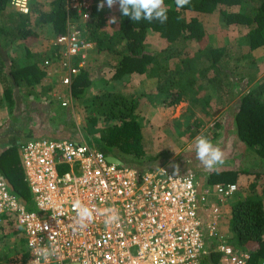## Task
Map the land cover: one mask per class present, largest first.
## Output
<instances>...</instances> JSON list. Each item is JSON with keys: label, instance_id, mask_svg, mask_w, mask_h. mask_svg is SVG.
Wrapping results in <instances>:
<instances>
[{"label": "trees", "instance_id": "trees-1", "mask_svg": "<svg viewBox=\"0 0 264 264\" xmlns=\"http://www.w3.org/2000/svg\"><path fill=\"white\" fill-rule=\"evenodd\" d=\"M10 1L0 0V84H3L4 98L9 102L13 101L18 88L24 89L27 96H35L33 88L41 81L44 73L36 63L22 67L11 64L7 67L3 60L5 50L16 41H24L26 48L29 47L35 43V32L42 26L48 27L55 36L62 35L65 32V22L78 19L74 12L65 10L64 0H53L47 11L36 12L35 8L28 15L12 12ZM253 1L255 5L250 9L245 7L247 0H191V4L184 8H177L175 0H164L168 16L166 23H149L145 20L133 22L120 13L115 23H109L110 30L106 32L102 28L104 11L98 9L102 0H93L88 20L78 24L77 29L83 41L92 43L93 54L111 59L112 65L108 66H111L112 80H119L126 75H139L155 80L154 91L161 97L166 108L190 104L199 100V97L206 103L210 95L207 93L210 91L215 95L217 103H220L215 108L220 110L231 103L230 99L234 96L232 89L239 88L235 111L229 118L237 141L253 156L254 167L242 171L211 169L203 178V184L210 187L215 184L235 185L238 175H249L254 181L260 180L258 193L249 186L246 190H236L226 200L229 206V238L225 242L230 248L248 254L245 264H264V207L261 203L264 198V86L259 84L242 94V87L236 84L239 80L232 82V68L224 50L207 46L185 56L175 48L191 41L200 42L204 36L195 18L185 20L188 13L211 14L218 11L223 26L246 30L249 52L239 60H249L250 52L256 49L264 51V0ZM103 2L106 7V0ZM234 7L242 8V11H228ZM148 31L157 34L169 45L168 48L157 53L146 52L144 40ZM208 71L212 75L207 76ZM250 82L248 78L245 85ZM95 83L81 70L72 82L71 99H82L88 90L95 88ZM87 101L90 104L92 126L97 120L112 123L97 139L90 142L91 147L103 155L115 157L126 167L157 159L147 148L140 124L135 118V111L139 106L138 97L98 91ZM70 138L71 135L68 134L66 138L48 139L71 140ZM19 148L18 144L11 145L0 153V175L10 187V192L30 210L32 207L20 164ZM215 240H205L209 253L203 264H220L221 254L216 251L219 243Z\"/></svg>", "mask_w": 264, "mask_h": 264}, {"label": "built area", "instance_id": "built-area-1", "mask_svg": "<svg viewBox=\"0 0 264 264\" xmlns=\"http://www.w3.org/2000/svg\"><path fill=\"white\" fill-rule=\"evenodd\" d=\"M31 2L11 0L9 6L27 15ZM92 6V0H64L65 10L81 23ZM91 49L70 21L64 34L53 38L41 68H51L61 84L62 93L55 95L59 107L70 105L67 86L85 67ZM19 158L32 209L16 199L0 175V229L12 228L24 237L27 253L21 264H203L209 253L205 240L216 238L221 208L236 191L234 184H215L200 193L192 172L114 165L74 140H28ZM77 201L93 212L84 228L76 223ZM107 210L120 218L112 226L105 224ZM41 249L50 253L47 259ZM216 251L220 264L248 260L247 253L225 241Z\"/></svg>", "mask_w": 264, "mask_h": 264}, {"label": "rangeland", "instance_id": "rangeland-1", "mask_svg": "<svg viewBox=\"0 0 264 264\" xmlns=\"http://www.w3.org/2000/svg\"><path fill=\"white\" fill-rule=\"evenodd\" d=\"M247 1L245 7L252 9V5H255V2L253 0ZM32 5L34 6V0L31 2V7ZM42 5L36 10L39 12L47 11L48 6L44 7L46 6V0H43ZM102 11H104L102 28L108 32L110 30V20L113 17L118 20L120 13L116 8L110 10L104 7ZM228 11L240 12L242 8L234 7L228 9ZM189 18H195L199 22L204 36L200 42L191 41L187 45L182 44L175 47L180 53L189 56L196 50L207 46L220 51L224 50L225 57L229 58V65L232 68V82L239 80L236 84L238 87H242V94L256 88L259 84L264 86V51L256 49L250 52L251 58L249 60H239L242 55L249 52L245 36L246 30L223 26L222 18L218 11L211 14L188 13L185 20L188 21ZM73 23L77 28L78 24H82L77 19ZM35 33L37 38H39L38 40L36 39L38 42L36 46L31 45L26 48L22 41H16L6 50V57H9L7 60L9 63H6V66L9 67L10 64L14 67L24 65V57L28 58L27 54L29 55L30 53L33 56L31 58L33 60L32 62L28 61V59L25 60L27 64L36 63L37 67L44 73L41 81L33 88V90L36 89L35 96L38 95L40 99L32 103L30 96L25 95V90L18 88L13 101H6L3 94L4 86L0 84V135L7 136L4 143L0 142V148L8 145L6 143L10 140L8 135H11V142L17 135H33L36 134V131L41 130L50 134L51 137L66 138L70 134L71 140L84 142L91 147L90 142L97 139L105 128L112 125V123L97 120L95 125L92 126L90 123V104L87 99L96 95L98 91H108L112 94L123 96L131 94V96L138 97L139 106L135 111V118L140 124L143 140L151 155L157 156V159L152 161L153 164H158L160 161V165H164L176 173L177 166L178 173H194L200 193L202 191L207 193L203 178L206 177V174L211 169L206 168L196 157V138L198 136L208 138L214 146L219 147L224 153L225 164L222 166L218 165L216 168L234 169L237 171L253 169L254 158L237 141L229 118V115L235 111L239 88L234 87L232 89L234 96L230 99L231 103L220 110L215 108L219 107L220 103H217L215 95L210 91L207 93L210 95L206 103L199 97L200 101L197 100L190 104L185 103L176 107L166 108L161 101V97L159 98L154 91L155 80L145 79L139 75H126L119 80H112L109 68L111 66H108L112 65L111 59L104 56H96L90 51L83 70L87 73L91 82H96L94 84L95 88L88 90L80 100L71 99L67 108H61L55 98L57 92L62 93L57 88L55 73L51 72V68H41V63L47 58L55 35L46 26L40 27ZM144 44L145 51L151 53L165 50L169 46L157 34L149 31L145 37ZM169 67H171L170 64ZM210 75H212V72L208 71L207 76ZM247 77L251 82L245 85ZM2 104L3 108L1 107ZM32 107L33 113H31L30 118L26 117V114L22 115L26 112L29 113ZM9 110L12 121L5 120L6 112H9ZM16 113L17 115L21 114L20 120L14 118ZM10 125H12L11 128L9 127ZM152 162H143V164L147 165ZM259 181H254L253 177L249 175H238L235 185L237 190H246L250 186L254 192L258 193ZM205 195L207 197V194ZM261 203L264 207V198L261 199ZM226 207L229 209L227 204ZM224 215L228 216V214ZM227 220L228 218L226 217L220 223L219 234L215 238L218 243L229 238L226 227ZM26 253L25 239L21 234L12 228L0 229V264H21Z\"/></svg>", "mask_w": 264, "mask_h": 264}, {"label": "clouds", "instance_id": "clouds-1", "mask_svg": "<svg viewBox=\"0 0 264 264\" xmlns=\"http://www.w3.org/2000/svg\"><path fill=\"white\" fill-rule=\"evenodd\" d=\"M116 4L119 5V10L121 14L125 17H129L133 22H139L141 20H145L148 21L149 23L158 21L159 23L164 24L168 20L167 9L164 5V0H106V7H108L109 9H111ZM175 4L177 8H184L191 4V0H175ZM104 7H105V3L102 0V2L98 5V9L102 10ZM115 22H116V18L113 17L110 20V23H115ZM92 50H93V45L91 52ZM196 157L208 169L214 170L218 165L222 166L225 164L224 153L222 152V150L219 147L214 146L213 143L208 138L203 136H198L196 138ZM121 166H125V165L122 164ZM177 173H178V166H177ZM74 207L78 210L77 211L78 219L76 223L80 228L86 227L87 222L93 220L92 210L82 205L79 201L75 202ZM119 219H120L119 216L115 212L111 210L106 211L105 213L106 226H112L113 224L117 223ZM39 251L40 254L44 256L45 259H47L48 255L50 254L47 249H41Z\"/></svg>", "mask_w": 264, "mask_h": 264}, {"label": "crops", "instance_id": "crops-1", "mask_svg": "<svg viewBox=\"0 0 264 264\" xmlns=\"http://www.w3.org/2000/svg\"><path fill=\"white\" fill-rule=\"evenodd\" d=\"M53 0H46V6H44V7H47L48 6V8H49V4L52 2ZM41 2H42V4H43V0H41ZM41 2H40V0H34V6L32 5V7H31V10L32 9H37L38 8V6L39 5H41V6H43L42 4H41ZM39 3V4H38ZM107 9H109L108 7H106ZM113 8H116L117 10H118V12L119 13H121L120 12V10H119V5L117 4L116 6H113L111 9H113ZM110 9V10H111ZM38 10H36V12H37ZM48 28V27H47ZM37 40L39 39V38H36ZM36 41V40H35ZM23 43H24V41H22ZM25 44V43H24ZM38 44V42L36 41L35 42V44L34 43H32L31 45H34V46H36ZM30 45V46H31ZM9 49V48H8ZM6 54H7V52H6V50H5V56L3 57V60H4V63H5V65H6V63L8 64L9 62L7 61L8 59H9V57H6ZM27 57L28 58H26V57H24V65H21L20 67H22V66H27V61H25V60H27L28 59V61L30 60L31 62H32V60L33 59H31L33 56L32 55H30V53H29V55L27 54ZM11 65V64H10ZM3 67H5V66H3ZM132 76H137V75H132ZM56 77V76H55ZM57 78V77H56ZM155 83V82H154ZM60 83H59V80H58V78H57V83H56V85H59ZM35 91H36V89H35ZM38 99H40V97L38 96V95H36V96H30V100L32 101V103L33 102H37V100ZM1 107L3 108V104L1 105ZM5 109L8 111V109L5 107ZM22 112V111H21ZM9 113H10V110H9V112H6V115H5V120H10V121H12L11 119L12 118H10L11 117V114L9 115ZM12 113V112H11ZM31 113H33V107H32V109L30 110V112L29 113H23L22 115L24 116V114H26L25 116L26 117H29L30 118V115H31ZM34 113H35V108H34ZM29 115V116H28ZM20 117H21V114L20 115H17V113H16V116H14V118H16V119H19L20 120ZM10 128L12 127V125H10L9 126ZM9 128V129H10ZM8 131V130H7ZM25 131V130H24ZM34 133V132H33ZM32 134V133H31ZM24 135V134H23ZM5 137H7L6 135L5 136H3V135H0V142H2V143H4L5 142ZM51 137V135L50 134H47L44 130H41V131H36V134H33V135H25V136H19V135H17V137H15L14 138V140H12L11 142H10V140H11V135H8V138H10V140L9 141H7L6 143L8 144L6 147H4V148H0V153L1 152H3L4 150H6L7 149V147L9 148V146H11V145H17V144H19L20 146L22 145V144H24L26 141H28V140H31V139H38V138H50ZM157 162V161H156ZM153 164V162L152 163H149V164H147V165H144L143 164V162H141V163H138V164H135L134 166H131V167H129V168H133V169H135V170H145V169H147V168H149L151 165ZM159 166L160 165V161H159V163L157 164H153L150 168H152L153 166ZM144 166H147V167H144ZM226 203V202H225ZM222 213H224V214H228V216H226V215H224V214H222V216H221V218H220V220H219V222L221 223L223 220H224V218H228L229 217V209H227V207H226V205H224L222 208ZM227 210H228V213H227ZM220 223H219V226H220ZM226 227H227V221H226ZM218 230H219V227H218ZM6 253V252H5Z\"/></svg>", "mask_w": 264, "mask_h": 264}, {"label": "water", "instance_id": "water-1", "mask_svg": "<svg viewBox=\"0 0 264 264\" xmlns=\"http://www.w3.org/2000/svg\"><path fill=\"white\" fill-rule=\"evenodd\" d=\"M106 160H107L108 163H111V164H115V165H118V166L122 165V163L119 160H117L116 158L111 157V156L106 157Z\"/></svg>", "mask_w": 264, "mask_h": 264}, {"label": "bare ground", "instance_id": "bare-ground-1", "mask_svg": "<svg viewBox=\"0 0 264 264\" xmlns=\"http://www.w3.org/2000/svg\"><path fill=\"white\" fill-rule=\"evenodd\" d=\"M75 77H76V76H75ZM75 77L71 79L69 86H67L68 88L71 89V85H72V82H73V80L75 79ZM59 83H60V82H59ZM59 85H61V84H59ZM65 87H66V86H65Z\"/></svg>", "mask_w": 264, "mask_h": 264}, {"label": "flooded vegetation", "instance_id": "flooded-vegetation-1", "mask_svg": "<svg viewBox=\"0 0 264 264\" xmlns=\"http://www.w3.org/2000/svg\"><path fill=\"white\" fill-rule=\"evenodd\" d=\"M146 170V169H145Z\"/></svg>", "mask_w": 264, "mask_h": 264}]
</instances>
